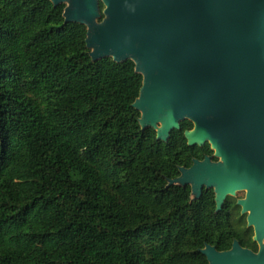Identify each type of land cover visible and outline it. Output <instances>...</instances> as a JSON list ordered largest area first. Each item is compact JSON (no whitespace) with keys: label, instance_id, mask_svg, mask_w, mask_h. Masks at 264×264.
Instances as JSON below:
<instances>
[{"label":"trees","instance_id":"16d2710c","mask_svg":"<svg viewBox=\"0 0 264 264\" xmlns=\"http://www.w3.org/2000/svg\"><path fill=\"white\" fill-rule=\"evenodd\" d=\"M65 5L0 0V264H208L234 240L256 252L235 199L190 200L179 167L212 154L141 130L132 61H92ZM103 5L100 4V11Z\"/></svg>","mask_w":264,"mask_h":264},{"label":"water","instance_id":"95a60500","mask_svg":"<svg viewBox=\"0 0 264 264\" xmlns=\"http://www.w3.org/2000/svg\"><path fill=\"white\" fill-rule=\"evenodd\" d=\"M48 1L86 28L92 61L134 63L142 131L167 142L189 121L187 145L210 146L218 162L196 160L167 187L189 186L192 201L212 190L216 212L244 193L237 205L257 251L205 245L208 264H264V0Z\"/></svg>","mask_w":264,"mask_h":264},{"label":"flooded vegetation","instance_id":"af4514ba","mask_svg":"<svg viewBox=\"0 0 264 264\" xmlns=\"http://www.w3.org/2000/svg\"><path fill=\"white\" fill-rule=\"evenodd\" d=\"M210 150H211V149H210ZM213 154H214L213 152H212V154H209V155H208V154H203V155H202V158L192 157V158H191V165H190L189 167H186V168H185V167H179V169H180V168L188 169V168H190V167L193 165L194 161H196V160H197V161H203L205 158H209L211 162L216 163V162H218V159L215 158ZM179 169H178V172H179ZM179 175H180V173H179ZM179 175H178V176H179ZM178 176H177V177H178ZM177 177H176V178H177ZM203 191H204V190H203ZM228 198L235 199V206H237V207L239 208V214H240V216H244V217H245V221H246V215H242V214H241V208L237 205V201L240 200V199H239V198H236V196H235V197H228ZM228 198L226 199V201L228 200ZM243 198H244V196H243L241 199H243ZM190 200H191V197H190ZM191 201H192V200H191ZM226 201H225V203H226ZM225 203H224V205H225ZM224 205H223V207H224ZM223 207H222V208H223ZM221 210H222V209H221ZM221 210H220V211H221ZM215 212H216V211H215ZM216 213H217V212H216ZM246 227H247V224H246ZM247 228H248V227H247ZM251 229H252V228H251ZM252 231H253V230H252ZM252 238H253V236H252ZM252 241H253V240H252ZM256 246H257V245H256ZM257 249H258V247H257ZM256 251H257V250H256Z\"/></svg>","mask_w":264,"mask_h":264},{"label":"rangeland","instance_id":"374dc122","mask_svg":"<svg viewBox=\"0 0 264 264\" xmlns=\"http://www.w3.org/2000/svg\"><path fill=\"white\" fill-rule=\"evenodd\" d=\"M243 196H244V193L243 192H238L236 194V198H239V199H241Z\"/></svg>","mask_w":264,"mask_h":264}]
</instances>
